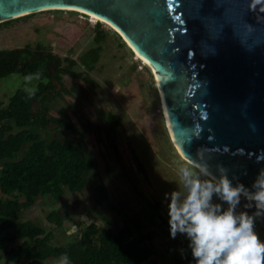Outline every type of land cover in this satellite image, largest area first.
<instances>
[{"label": "water", "instance_id": "1", "mask_svg": "<svg viewBox=\"0 0 264 264\" xmlns=\"http://www.w3.org/2000/svg\"><path fill=\"white\" fill-rule=\"evenodd\" d=\"M70 8L103 18L150 62L188 159L252 184L264 167V0H0V22Z\"/></svg>", "mask_w": 264, "mask_h": 264}, {"label": "rangeland", "instance_id": "2", "mask_svg": "<svg viewBox=\"0 0 264 264\" xmlns=\"http://www.w3.org/2000/svg\"><path fill=\"white\" fill-rule=\"evenodd\" d=\"M99 21L78 10L45 9L0 23V48L41 42L62 57L70 53L78 60L83 52L97 45V31L105 30V37L100 42V59L94 68L89 69L79 61L75 66L83 76L93 78L97 84L65 74L64 85L71 90H61L50 110L53 116L72 121L84 131L88 147L97 160L93 179L83 192L65 188L59 200L39 196L22 214V219L53 228L56 244L72 240L92 218L102 222L94 207L97 206L94 190L97 182L106 184L108 202L122 207L125 218L138 214L149 199L160 203L161 212L168 220L164 193L183 187L182 182L178 183V166L188 160L170 136L151 68L133 52L118 31L104 21L98 26ZM38 81V76L27 77L21 73L2 77L1 104L6 105L18 87L35 88ZM60 88L57 83V89ZM100 110L118 114L120 123L113 129ZM53 126L50 124L49 129ZM201 177L206 178L203 174ZM213 201L225 204L215 194ZM52 209L66 212L71 218H67L62 226H52L47 219ZM140 215L144 217V211ZM148 229L154 231L157 254L153 258L161 264H175L176 258L184 259L185 253L180 251L181 247L188 246L184 234L178 233L173 238L168 224L149 225ZM256 229L264 237V221ZM62 259L63 256L51 257L44 264H60Z\"/></svg>", "mask_w": 264, "mask_h": 264}, {"label": "trees", "instance_id": "3", "mask_svg": "<svg viewBox=\"0 0 264 264\" xmlns=\"http://www.w3.org/2000/svg\"><path fill=\"white\" fill-rule=\"evenodd\" d=\"M104 37L105 30L99 29L95 35L97 45L83 52L79 60L70 53L62 57L41 42L0 48V79L11 73L39 77L35 88L18 87L6 105L0 100V264H44L51 257L64 255L70 264H140L152 260L156 251L153 233L145 232V228L150 224H168L160 203L146 199L141 210L145 216L141 217L140 211L121 224L107 216L110 211L122 215L123 208L108 202L103 181L94 187L96 211L102 222L91 219L65 244L54 242L53 228L22 219L24 210L37 197L59 200L65 188L83 192L93 179L97 160L84 131L72 121L53 116L50 110L61 90H71L64 85L65 74L97 84L75 66L79 61L93 69L100 59V42ZM100 113L113 129L120 123L118 114L104 110ZM50 124L54 126L49 129ZM139 165L142 167L141 162ZM67 218L71 216L59 209L47 214L52 226H62ZM184 249L185 257L191 260L190 248ZM182 262L177 258V264Z\"/></svg>", "mask_w": 264, "mask_h": 264}, {"label": "clouds", "instance_id": "4", "mask_svg": "<svg viewBox=\"0 0 264 264\" xmlns=\"http://www.w3.org/2000/svg\"><path fill=\"white\" fill-rule=\"evenodd\" d=\"M218 170L219 176L207 163L193 159L178 166V183L183 187L164 193L169 233L173 238L178 233L188 238L189 264H264V237L255 227L257 217L264 216V167L250 186L233 183L226 166L221 164ZM214 194L227 207L214 202ZM242 196L246 203L237 211ZM180 251L185 253L183 247ZM60 264H68L67 255Z\"/></svg>", "mask_w": 264, "mask_h": 264}, {"label": "flooded vegetation", "instance_id": "5", "mask_svg": "<svg viewBox=\"0 0 264 264\" xmlns=\"http://www.w3.org/2000/svg\"><path fill=\"white\" fill-rule=\"evenodd\" d=\"M97 205V204H96ZM95 207V209H96V207H98V205L97 206H94ZM111 212H113V211H110V212H108L107 213V216L109 217V218H112L113 220H116V221H119V222H121V224H123L122 223V220L124 219L125 221H130V218H125L124 217V215H116V213L115 212H113V214H111ZM98 214V213H97ZM100 217V216H99ZM101 218V217H100ZM92 219H96V218H92ZM97 220V219H96ZM90 221V220H89ZM89 221L87 222V224L89 223ZM98 221V220H97ZM86 224V225H87ZM150 225H153V224H150ZM149 227V226H148ZM148 227L147 228H145V232H152V233H154V231L153 230H149L148 229ZM103 229V226H102V228H100V231ZM132 238H133V235L131 236ZM152 242H153V236H152ZM154 243V242H153ZM155 245V244H154ZM157 254V249H156V251H155V253H154V255H156ZM181 259V258H180ZM183 262H182V264H189V261H190V259H188V258H186V257H184V259H181ZM140 264H161L159 261H158V259H156L155 257L153 258V256H152V260H148V261H143V262H141ZM175 264H177V258H176V263Z\"/></svg>", "mask_w": 264, "mask_h": 264}, {"label": "bare ground", "instance_id": "6", "mask_svg": "<svg viewBox=\"0 0 264 264\" xmlns=\"http://www.w3.org/2000/svg\"><path fill=\"white\" fill-rule=\"evenodd\" d=\"M70 9H73V8H70ZM90 16L92 17V18H94V19H98V20H101V21H104V22H106L103 18H100V17H98V16H96V15H94V14H90ZM115 30H116V28L114 27V26H112ZM129 45V44H128ZM129 47H130V45H129ZM132 49V48H131ZM133 50V49H132ZM133 52L139 57V58H141V60H143L146 64H148V65H150V62L145 58V57H143L142 55H140L139 53H137V52H135L134 50H133ZM162 105H163V103H162ZM163 108H164V106H163ZM164 111H165V116H166V110H165V108H164ZM174 144H175V142H174ZM176 145V144H175ZM177 146V145H176ZM177 149L179 150V152L183 155V157L184 158H186L187 160H190V159H188L185 155H184V153L180 150V148L177 146Z\"/></svg>", "mask_w": 264, "mask_h": 264}, {"label": "built area", "instance_id": "7", "mask_svg": "<svg viewBox=\"0 0 264 264\" xmlns=\"http://www.w3.org/2000/svg\"><path fill=\"white\" fill-rule=\"evenodd\" d=\"M246 203L245 198L242 196L240 203L237 205V211L241 210ZM224 207H227V202H225ZM253 209L249 208L248 211H252ZM264 221V216L257 217L255 227H258Z\"/></svg>", "mask_w": 264, "mask_h": 264}, {"label": "snow or ice", "instance_id": "8", "mask_svg": "<svg viewBox=\"0 0 264 264\" xmlns=\"http://www.w3.org/2000/svg\"><path fill=\"white\" fill-rule=\"evenodd\" d=\"M167 7H169V8H170V7H172V5H171V4H168V5H167Z\"/></svg>", "mask_w": 264, "mask_h": 264}]
</instances>
